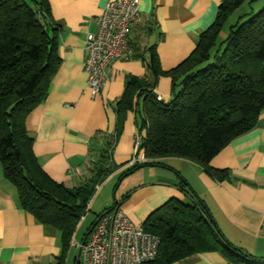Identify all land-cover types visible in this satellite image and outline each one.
<instances>
[{
  "label": "trees",
  "instance_id": "1",
  "mask_svg": "<svg viewBox=\"0 0 264 264\" xmlns=\"http://www.w3.org/2000/svg\"><path fill=\"white\" fill-rule=\"evenodd\" d=\"M243 1L220 0L213 22L200 32L193 50L170 69H161L153 45L148 47L147 59L141 60L153 79L126 75L122 94L113 102L114 132L102 134L105 141L87 181L67 187L43 171L25 128L27 115L46 97L60 64V28L47 0H0V170L14 187L20 207L59 231L63 249L97 186L120 167L111 163L110 155L127 111H135L139 134L134 155L140 153L146 161L126 168L120 178L170 156L196 163L217 180L226 178V171L210 166L211 159L255 126L264 111V4L221 35ZM131 48V57H138ZM159 76L170 78L165 102L152 94ZM142 227L159 238L155 258L144 264H171L209 251L225 254L234 264H264L229 244L198 201L171 198L154 209Z\"/></svg>",
  "mask_w": 264,
  "mask_h": 264
},
{
  "label": "crops",
  "instance_id": "2",
  "mask_svg": "<svg viewBox=\"0 0 264 264\" xmlns=\"http://www.w3.org/2000/svg\"><path fill=\"white\" fill-rule=\"evenodd\" d=\"M47 1L51 18L60 28V64L46 97L27 115L25 128L33 137L32 150L43 171L55 182L75 187L87 181L105 141L102 134L114 132L113 102L122 94L126 75L153 79L141 60L147 59L151 45L161 69L182 61L200 32L213 22L220 0H138L139 21L130 25L127 39L139 56L111 60L105 68V82L95 95L86 84L84 40L87 32L95 31L107 0ZM169 92L170 78L159 76L152 94L165 102ZM138 142L135 111L130 110L111 147V163L120 167L102 183L132 166L133 157L141 156L134 155ZM209 164L226 171V178L217 180L180 157H164L159 163L138 167L127 178L129 174L121 177L120 198L116 200L115 195L112 207L118 206L129 220L142 224L171 198L198 201L229 244L264 260V111L255 126L233 138ZM87 232L78 240L74 231L63 249L59 231L20 207L14 187L0 170V264H76ZM171 264L234 263L219 251H209Z\"/></svg>",
  "mask_w": 264,
  "mask_h": 264
},
{
  "label": "built area",
  "instance_id": "3",
  "mask_svg": "<svg viewBox=\"0 0 264 264\" xmlns=\"http://www.w3.org/2000/svg\"><path fill=\"white\" fill-rule=\"evenodd\" d=\"M139 21L138 0H107L97 16L96 29L85 35L86 84L95 95L105 82V68L113 59H129L131 24ZM156 100L161 97L154 95ZM146 161L142 155L131 163ZM89 203L86 211L88 210ZM83 218V216H82ZM159 238L144 231L142 224L128 219L118 206L102 212L82 245L80 264H144L157 254Z\"/></svg>",
  "mask_w": 264,
  "mask_h": 264
},
{
  "label": "rangeland",
  "instance_id": "4",
  "mask_svg": "<svg viewBox=\"0 0 264 264\" xmlns=\"http://www.w3.org/2000/svg\"><path fill=\"white\" fill-rule=\"evenodd\" d=\"M264 0H245L243 3L235 9L223 26L221 35H225L228 32L229 26L233 24L237 19L242 22L249 18L251 15L255 14L258 10L262 8ZM139 170V169H138ZM136 170L135 172H137ZM131 174L124 178H127ZM122 178L119 175H112L110 180L106 183H101L97 186L95 193L90 201L88 210L85 212L83 218L77 224L75 235L79 240L82 238L83 234L90 227L91 223L94 221L95 216L102 213L104 210L109 209L113 206L117 199L120 198L121 189L118 188ZM116 195V200H115Z\"/></svg>",
  "mask_w": 264,
  "mask_h": 264
},
{
  "label": "water",
  "instance_id": "5",
  "mask_svg": "<svg viewBox=\"0 0 264 264\" xmlns=\"http://www.w3.org/2000/svg\"><path fill=\"white\" fill-rule=\"evenodd\" d=\"M131 172H132V170H130V171H126V172L124 173V176L127 175V174H129V173H131ZM95 222H96V220L94 221V223H95ZM94 223H93L92 226L88 229L87 234L84 236V238H83V240H82V242H81V246L79 247L78 252H77V255H76V264L79 263V257H80V253H81V247H82L83 243L85 242V240H86V238H87L89 232L92 230V227H93Z\"/></svg>",
  "mask_w": 264,
  "mask_h": 264
}]
</instances>
